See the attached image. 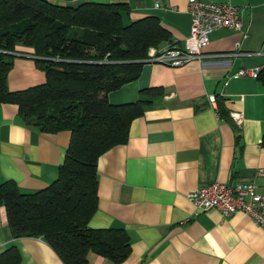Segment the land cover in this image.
Instances as JSON below:
<instances>
[{
	"label": "crops",
	"instance_id": "crops-1",
	"mask_svg": "<svg viewBox=\"0 0 264 264\" xmlns=\"http://www.w3.org/2000/svg\"><path fill=\"white\" fill-rule=\"evenodd\" d=\"M77 6L84 2H125V24L154 15L171 39L158 48L184 46L189 35L187 0H50ZM236 4L241 30L211 32L208 54L236 53L171 67L140 62V74L109 91L111 104L148 101L134 118L126 143L97 160V209L90 228L123 229L131 252L120 263L89 251L86 264H264V226L238 212L223 216L216 208L199 209L187 195L219 181H254L262 191L264 175V88L258 78L237 75L240 69L264 66V0H210ZM7 74L9 90L45 82L31 47L16 46ZM159 87L158 95L141 94ZM230 116L220 117L215 97ZM210 97L214 101L210 100ZM231 117V116H230ZM70 132L44 133L25 125L18 107L0 104V179L23 191L46 187L58 176ZM15 245L20 264H63L43 237L14 238L0 206V253Z\"/></svg>",
	"mask_w": 264,
	"mask_h": 264
},
{
	"label": "trees",
	"instance_id": "trees-1",
	"mask_svg": "<svg viewBox=\"0 0 264 264\" xmlns=\"http://www.w3.org/2000/svg\"><path fill=\"white\" fill-rule=\"evenodd\" d=\"M128 10L125 2L67 6L50 0H0V104L17 105L20 120L41 132H70L57 178L35 191L0 179V206L14 238L43 237L63 264H86L89 251L120 263L131 252L125 230L88 226L97 209V160L126 143L131 121L149 103L111 104L106 94L137 79L138 61L148 48L171 39L154 15L125 24L122 14ZM16 46L33 49L45 82L9 90L7 74ZM256 78L264 88V66ZM160 93L159 87L141 91ZM215 99L219 116L233 123L222 99ZM20 261L15 245L0 253V264Z\"/></svg>",
	"mask_w": 264,
	"mask_h": 264
},
{
	"label": "built area",
	"instance_id": "built-area-1",
	"mask_svg": "<svg viewBox=\"0 0 264 264\" xmlns=\"http://www.w3.org/2000/svg\"><path fill=\"white\" fill-rule=\"evenodd\" d=\"M187 11L190 15L189 35L184 46L170 45L165 48L151 46L148 48L143 62L161 63L171 67L182 66L196 60L203 63L206 59L233 55L234 53L208 54L205 51L211 32L218 28L241 30L243 27L240 8L232 3H220L210 0H187ZM260 68L240 69L237 75L256 78ZM211 101H214L210 97ZM230 116L239 122L241 114L231 112ZM258 175H264L259 170ZM263 190L254 181L223 183L215 181L189 192L187 197L199 209H218L223 216L241 212L255 224L264 226V184Z\"/></svg>",
	"mask_w": 264,
	"mask_h": 264
}]
</instances>
